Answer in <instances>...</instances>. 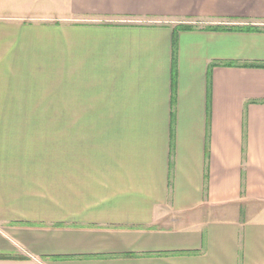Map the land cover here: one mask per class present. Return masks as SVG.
Returning <instances> with one entry per match:
<instances>
[{
  "label": "crops",
  "instance_id": "0c3cea01",
  "mask_svg": "<svg viewBox=\"0 0 264 264\" xmlns=\"http://www.w3.org/2000/svg\"><path fill=\"white\" fill-rule=\"evenodd\" d=\"M0 15V264H264V0Z\"/></svg>",
  "mask_w": 264,
  "mask_h": 264
},
{
  "label": "rangeland",
  "instance_id": "374dc122",
  "mask_svg": "<svg viewBox=\"0 0 264 264\" xmlns=\"http://www.w3.org/2000/svg\"><path fill=\"white\" fill-rule=\"evenodd\" d=\"M2 16V15H0ZM6 35V34H5ZM5 41H6V36L2 35L0 36V42H2L3 44H5ZM5 50L6 47H0V50ZM56 66H60V64H55ZM54 88H55V103H56V106H59V108H61L62 106V101H63V96H62V92H63V89H64V86H63V78H62V71H61V66H60V69H56V72H55V79H54ZM63 114L64 112L61 110V109H56L54 112H53V118L55 120V129H56V134L58 133V135H60L62 133V125H61V120L63 118ZM60 143L59 146H57V143ZM57 149H61V139H57L56 137V150Z\"/></svg>",
  "mask_w": 264,
  "mask_h": 264
},
{
  "label": "trees",
  "instance_id": "16d2710c",
  "mask_svg": "<svg viewBox=\"0 0 264 264\" xmlns=\"http://www.w3.org/2000/svg\"><path fill=\"white\" fill-rule=\"evenodd\" d=\"M179 29H191L193 26L191 25H180ZM213 29H224V30H239V29H246V30H261L262 28H259L257 26H246V27H238V26H230V27H213Z\"/></svg>",
  "mask_w": 264,
  "mask_h": 264
}]
</instances>
